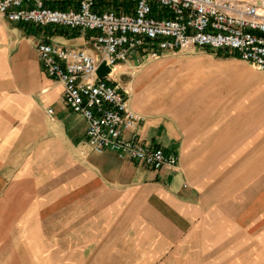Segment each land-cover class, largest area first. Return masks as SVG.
<instances>
[{
    "label": "crops",
    "instance_id": "obj_1",
    "mask_svg": "<svg viewBox=\"0 0 264 264\" xmlns=\"http://www.w3.org/2000/svg\"><path fill=\"white\" fill-rule=\"evenodd\" d=\"M28 30L0 19V207L71 208L57 220V229L63 231L66 225L74 227L80 209L90 225L105 223L101 218L127 215L152 240L169 245L152 253L167 256L163 264H212L210 257L215 255L220 256V264H264V185L242 193L240 146L248 138L242 141L239 105L229 114L220 107L202 111L199 101L173 105L177 98L171 96L168 85L182 77L160 71L178 63L165 62L178 54L202 52L241 61L237 56L195 49L151 59L140 52L146 62L130 56L121 65L128 106L143 118L136 129L138 137L143 144L161 147L178 158L176 171L158 172L114 152L97 154L89 148L86 121L66 107L62 83L43 72L38 42L29 52ZM224 119L234 128V145L226 153L220 150V135L229 124L222 123ZM223 158L226 161L220 163ZM65 176L71 177L70 183L66 184ZM54 180L61 186L56 197L34 203V194L42 193L41 188ZM29 214L19 222H30ZM242 231L250 239V246L243 250ZM215 240L220 248L205 245ZM176 241L179 245L172 246ZM241 256L247 259L242 262Z\"/></svg>",
    "mask_w": 264,
    "mask_h": 264
},
{
    "label": "built area",
    "instance_id": "obj_2",
    "mask_svg": "<svg viewBox=\"0 0 264 264\" xmlns=\"http://www.w3.org/2000/svg\"><path fill=\"white\" fill-rule=\"evenodd\" d=\"M0 17L83 41L81 48L38 42L43 72L62 83L66 107L86 121L94 153L114 152L153 171H176L178 158L143 144L136 133L143 118L128 106L120 70L132 53L157 59L203 49L264 72V0H0ZM102 64L108 72L100 79Z\"/></svg>",
    "mask_w": 264,
    "mask_h": 264
},
{
    "label": "rangeland",
    "instance_id": "obj_3",
    "mask_svg": "<svg viewBox=\"0 0 264 264\" xmlns=\"http://www.w3.org/2000/svg\"><path fill=\"white\" fill-rule=\"evenodd\" d=\"M0 19L4 21L1 17ZM20 31L21 29H17L15 32ZM25 37L28 39L29 52H33L34 44L42 40L56 46L83 47L81 39L72 40L58 36L52 32V28L31 31ZM131 60L146 62L139 51L132 53ZM170 60L179 62L167 64L160 71L175 72L182 77L178 81L176 78L175 83L171 79L168 85L172 91L171 96L177 98L173 105H189L199 101L202 111L220 107V111H228L227 114L232 113L234 106L239 105L242 141L245 137L248 138L247 141H251L242 142L240 146L242 193L251 187L264 185V72L242 61L218 59L202 52H195L193 55L178 54L165 62ZM184 62L187 63L183 64ZM181 64L183 70L180 68ZM203 74L211 75L212 78L197 77ZM194 81L196 84L190 85ZM222 123L229 122L224 119ZM233 130L232 123H229L220 135V150H224L223 153L234 145ZM83 155L81 152L82 157ZM225 161L226 158H223L220 163ZM68 166L70 165L66 162L65 168ZM230 169L232 172V167ZM70 178L64 177L66 184L70 183ZM60 179L62 177L58 178ZM54 181L41 188L42 193L34 194V203L38 200L51 202L56 197V188L59 190L61 186ZM130 181L128 182L131 184ZM36 185L33 183L34 189H37ZM117 195H114V200ZM245 198L248 199L246 195ZM48 208L33 206L25 210L0 207V264H163V260L167 258L152 254L157 249L167 248L169 245L163 243L166 241L152 240L150 234L144 232L138 224L135 225L127 215L113 219L101 218L105 223L97 221L90 225L87 214L80 209L74 227L71 224L66 225L63 231V228L57 229V220L71 208ZM26 212H30L27 218L30 222H19L26 219ZM179 243L180 241L173 242L172 246H178ZM205 245L220 248V241L207 242ZM249 246V236L242 231L240 247L243 250ZM210 259L212 264H220L219 255ZM243 259L247 257L241 256L242 262Z\"/></svg>",
    "mask_w": 264,
    "mask_h": 264
},
{
    "label": "trees",
    "instance_id": "obj_4",
    "mask_svg": "<svg viewBox=\"0 0 264 264\" xmlns=\"http://www.w3.org/2000/svg\"><path fill=\"white\" fill-rule=\"evenodd\" d=\"M28 31H30V30H28ZM56 33H57L58 36H64V37H66V38H68V39L78 38L77 35H70V34H68V33H67L66 31H64V30H57ZM218 54H219V53H218Z\"/></svg>",
    "mask_w": 264,
    "mask_h": 264
},
{
    "label": "water",
    "instance_id": "obj_5",
    "mask_svg": "<svg viewBox=\"0 0 264 264\" xmlns=\"http://www.w3.org/2000/svg\"><path fill=\"white\" fill-rule=\"evenodd\" d=\"M107 72H108V69L102 64L99 66L97 70V75L100 79H102L106 75Z\"/></svg>",
    "mask_w": 264,
    "mask_h": 264
}]
</instances>
